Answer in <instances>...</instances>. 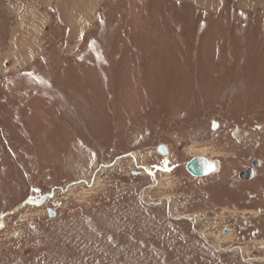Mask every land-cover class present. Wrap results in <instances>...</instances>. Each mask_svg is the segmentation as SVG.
I'll return each instance as SVG.
<instances>
[{"label":"rangeland","instance_id":"obj_1","mask_svg":"<svg viewBox=\"0 0 264 264\" xmlns=\"http://www.w3.org/2000/svg\"><path fill=\"white\" fill-rule=\"evenodd\" d=\"M46 1L0 0V264H264V0Z\"/></svg>","mask_w":264,"mask_h":264},{"label":"flooded vegetation","instance_id":"obj_2","mask_svg":"<svg viewBox=\"0 0 264 264\" xmlns=\"http://www.w3.org/2000/svg\"><path fill=\"white\" fill-rule=\"evenodd\" d=\"M206 159V158H205ZM212 161V160H209ZM215 165V169L212 173L208 174L205 177L202 178H196L195 179H204L212 174H215V172L218 169V164L215 161H212ZM186 165V164H185ZM185 168V166H184ZM186 170V168H185ZM188 173V171L186 170ZM190 176H192L190 173H188ZM193 177V176H192ZM238 178V184L237 186H232L231 189H234L236 197H238L239 204L247 205L248 208H251L249 212L245 213H251V215L254 213V215L257 217H260L264 215V162L261 161L258 157H253L249 160V165L244 167L242 171H239L237 174ZM260 184V186H258ZM257 185V186H256ZM247 198V200H245ZM51 211V210H50ZM243 213V212H239ZM244 218H246L244 216ZM244 222V221H243ZM246 226H242L240 231H244L246 227L251 226L250 221L244 222ZM259 224V223H258ZM254 231H251L253 237L256 234H260L261 230L257 227L256 229H253ZM223 234H231V230L228 228L222 229Z\"/></svg>","mask_w":264,"mask_h":264},{"label":"water","instance_id":"obj_3","mask_svg":"<svg viewBox=\"0 0 264 264\" xmlns=\"http://www.w3.org/2000/svg\"><path fill=\"white\" fill-rule=\"evenodd\" d=\"M156 152L161 156H165L167 154L166 147L164 145H158ZM185 168L193 177H204L214 171L215 165L212 161L203 157H194L186 163ZM48 215L52 217V211L49 210Z\"/></svg>","mask_w":264,"mask_h":264},{"label":"crops","instance_id":"obj_4","mask_svg":"<svg viewBox=\"0 0 264 264\" xmlns=\"http://www.w3.org/2000/svg\"><path fill=\"white\" fill-rule=\"evenodd\" d=\"M52 1H56V0H48V1H46V2H52ZM67 2H69V0H66ZM86 1V2H85ZM98 1L99 0H97V2H96V0H74L73 2H74V4H78V7H77V4H76V8H75V6H73V2L69 5V7H70V9L72 8V10H74L73 11V14H75L76 13V11H75V9H78V11H79V16L81 17H79V19H81V20H78L77 19V24H81L82 23V25H85V24H87V22H86V20H85V15H83V13H84V10H93L94 9V7H95V4H97L98 3ZM46 2H44V4H46ZM96 2V3H95ZM57 3V2H56ZM79 3L80 4H83V6L85 7L83 10L81 9V7L79 6ZM57 5V4H56ZM67 8H68V6H67ZM72 14V15H73ZM89 14V13H88ZM84 19H83V18ZM79 21V22H78ZM69 24H71V23H69ZM73 25V24H72Z\"/></svg>","mask_w":264,"mask_h":264},{"label":"bare ground","instance_id":"obj_5","mask_svg":"<svg viewBox=\"0 0 264 264\" xmlns=\"http://www.w3.org/2000/svg\"><path fill=\"white\" fill-rule=\"evenodd\" d=\"M46 1V0H45ZM27 2H29V1H27ZM210 4V3H209ZM27 8H28V5H27ZM86 12V11H85ZM84 15V14H83ZM86 15V14H85ZM87 16H89V15H87ZM77 17H79V15L77 16ZM84 17H86V16H84ZM81 18V17H80ZM83 18V17H82ZM37 20H39V19H35L34 21H35V24H38V21ZM31 21V20H30ZM34 21H32V22H34ZM32 22H30V24L32 25L33 23ZM17 43V41H12V47H14V45H15V43ZM29 50V49H28ZM204 158V157H203ZM207 176V175H206ZM205 177V176H204ZM196 178H202V177H196ZM192 221H196V220H194V219H191ZM232 234V233H231ZM231 234H227V235H224L223 236V238H224V240L225 239H230L231 240ZM221 235V234H220ZM246 248H244V247H236V246H233L232 247V250L234 251V252H238V253H240V254H244V253H246V250H245ZM245 250V251H244ZM222 251V250H221ZM232 252V251H231ZM250 261V260H249Z\"/></svg>","mask_w":264,"mask_h":264}]
</instances>
